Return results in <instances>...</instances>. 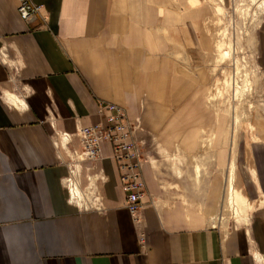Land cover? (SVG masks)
I'll list each match as a JSON object with an SVG mask.
<instances>
[{
  "label": "crops",
  "instance_id": "1",
  "mask_svg": "<svg viewBox=\"0 0 264 264\" xmlns=\"http://www.w3.org/2000/svg\"><path fill=\"white\" fill-rule=\"evenodd\" d=\"M32 1L40 16L26 23L17 0H0V264L264 263V209L249 219L238 207L247 224L214 226L229 155L213 144L204 158L201 133L180 127V109L203 91L202 0ZM261 30L264 38V18ZM107 103L143 129L140 227L109 143L79 176L86 201L97 185L100 210L70 200L68 158L52 144V125L74 133L99 124ZM251 181L260 190L256 173ZM238 203L252 205L243 191Z\"/></svg>",
  "mask_w": 264,
  "mask_h": 264
},
{
  "label": "rangeland",
  "instance_id": "2",
  "mask_svg": "<svg viewBox=\"0 0 264 264\" xmlns=\"http://www.w3.org/2000/svg\"><path fill=\"white\" fill-rule=\"evenodd\" d=\"M218 1L201 2L202 38H198L201 43L197 45L200 53L197 57L202 66L203 91L197 106L180 109L179 115L184 121L180 125L182 130L200 132L204 137L200 142L204 158L212 153L213 144H218L220 155H229L230 170L233 163L219 213L211 220L214 226L227 229L247 224L249 215L264 209V38L261 32L264 7L252 4V0H223L222 4ZM198 2L192 0V3ZM216 4L222 6V15H217ZM223 49L229 59L220 57ZM244 83L243 94L235 93ZM140 133L143 129H135L144 150L145 140ZM178 159L181 164L186 163ZM142 160L145 164L148 157L142 156ZM223 165L225 182L227 164ZM255 173L260 190L251 181ZM231 189L238 207L249 217L246 221L234 219L228 204ZM242 191L252 205L238 203Z\"/></svg>",
  "mask_w": 264,
  "mask_h": 264
},
{
  "label": "built area",
  "instance_id": "3",
  "mask_svg": "<svg viewBox=\"0 0 264 264\" xmlns=\"http://www.w3.org/2000/svg\"><path fill=\"white\" fill-rule=\"evenodd\" d=\"M17 2V12L22 21L32 23L40 16L39 7L32 0H17ZM98 115L102 117L103 122L91 126H81L77 123L74 133L58 131L52 125V144L56 149L60 147L68 158L69 175L65 183L70 200H73L71 188L79 185L81 170L83 168L88 171L94 170V164L103 159L102 144L109 143L111 157L116 162L119 172L121 189L125 194V207L133 222L140 227L142 211L146 206L141 201L145 196L141 173L144 162L142 156L145 158L146 154L142 140L135 136V129H142L141 123L139 120L132 122L122 107L110 103L100 104ZM74 138L78 142L77 147L71 146ZM90 177H87L89 182ZM98 179L102 181L103 177H97L95 180ZM101 207V195L97 185L93 183L91 196L84 204V209L100 210ZM138 238L141 247L144 246L145 236L141 228ZM254 259L256 264H264L260 257L256 256Z\"/></svg>",
  "mask_w": 264,
  "mask_h": 264
},
{
  "label": "bare ground",
  "instance_id": "4",
  "mask_svg": "<svg viewBox=\"0 0 264 264\" xmlns=\"http://www.w3.org/2000/svg\"><path fill=\"white\" fill-rule=\"evenodd\" d=\"M222 2H223V0H219V4L221 3L222 4ZM216 5L217 7H216V12H217V15L218 14H221L222 13V6L221 5ZM252 4H258V5H260L261 7L263 6L264 7V0H252ZM222 15V14H221ZM225 33V32H224ZM229 46H230V44H229ZM217 47L219 48L220 47V45L219 44H217ZM220 55V54H219ZM220 57L221 58H223V59H225V58H228L229 59V55H228V52L226 51V50H221V55H220ZM227 60V59H226ZM230 60H231V58H230ZM230 63H231V61H230ZM246 82V81H245ZM245 83H244V85H243V87H241V88H236V90H235V93H237V94H239V95H242L243 94V92H244V90H245ZM237 91V92H236ZM239 98V97H238ZM233 164V163H232ZM232 164H231V170H232ZM197 169V168H196ZM230 170V171H231ZM233 175V174H232ZM233 177V176H232ZM231 177V178H232ZM233 179V178H232ZM229 181H230V178H229V180H228V183H229ZM233 181V180H232ZM232 183V182H231ZM230 184V183H229ZM228 189H229V187H228ZM71 190H72V195H73V202L75 203V204H77L78 206H80V207H83L84 206V204L85 203H87V201L85 200V198H84V195H83V192L79 189V187L78 186H75V187H72L71 188ZM232 190V189H231ZM228 192H229V190H227ZM227 192V193H228ZM231 192V191H230ZM229 192V193H230ZM228 204H229V208H231V210L233 211V215H234V218L236 219V220H239V221H243L244 219H245V217L243 216V214L239 211V208H238V206H237V201H236V199H235V194H234V192H233V190H232V192L230 193V197H229V199H228Z\"/></svg>",
  "mask_w": 264,
  "mask_h": 264
}]
</instances>
